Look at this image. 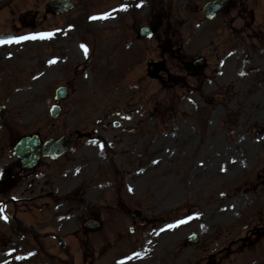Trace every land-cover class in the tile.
I'll return each mask as SVG.
<instances>
[{
	"label": "rangeland",
	"instance_id": "1",
	"mask_svg": "<svg viewBox=\"0 0 264 264\" xmlns=\"http://www.w3.org/2000/svg\"><path fill=\"white\" fill-rule=\"evenodd\" d=\"M10 1L13 8H5V15L0 16V32L8 31L19 13L31 11L38 25L18 32L54 34L36 42L22 41L19 46L21 90L9 99L21 98L20 103L11 104L22 111V131L41 129L42 136L49 134L51 92L67 83L75 92L69 98L72 103L85 99V120L94 121L105 110L111 118L110 109L115 110L117 104L119 114L130 119L122 122L123 129L143 136L142 149L131 152L124 161L132 171L146 162L149 165L134 191L123 187L120 194L125 199L119 201V208L125 211L132 204L142 205L152 224L144 233L129 237L125 228L123 234L118 229L117 250L111 251L115 245H102L100 239H111L115 227L121 225L110 205L122 182L118 179L111 187L104 185L98 198L86 197L84 205L81 190L76 189L66 194L65 210L102 208L103 229L90 234L91 245L78 253L68 249L72 264L81 263L84 251L97 264L100 256L121 258L137 247H143L145 257L154 264H173L170 261L179 256V264L198 263L209 242L207 248H214L218 264H264V238L246 247L249 240L255 241L257 198H264V185H257L255 179L264 165V0H235L237 8L212 20H205L201 11L208 0H76L72 10L58 16L43 12L47 0ZM123 6L127 11H114ZM243 9L253 12L254 23L247 30L240 16ZM157 11L163 19L157 31L167 37L165 46L181 45L178 58L182 61L199 55L206 58L207 67L197 81L186 77L174 60H168L169 72L185 77L182 86L162 90L155 79L146 76L147 58L159 55L157 42L155 37L133 40V34L149 21L155 22ZM106 13L111 14L107 19H93ZM42 58L47 63L43 76L30 81L44 63ZM50 60L55 63L50 65ZM6 66L9 74L12 67L8 62ZM13 84L8 78L6 95ZM228 109L232 111L230 123L224 125L220 119ZM83 122L76 120L74 125L83 127ZM156 154H160L157 160ZM83 169L84 185L110 182L114 176L109 166ZM251 188L260 192L248 197ZM180 220L188 222L161 231ZM191 231L199 233L198 243L180 249L179 242ZM41 260L48 261L40 255L37 263Z\"/></svg>",
	"mask_w": 264,
	"mask_h": 264
},
{
	"label": "flooded vegetation",
	"instance_id": "2",
	"mask_svg": "<svg viewBox=\"0 0 264 264\" xmlns=\"http://www.w3.org/2000/svg\"><path fill=\"white\" fill-rule=\"evenodd\" d=\"M17 136V133L8 136L6 127L0 128V195H2V200H5L3 197L6 193L15 192V194H24L25 198L35 200L46 193L49 182L46 175L49 166L40 158L38 166L32 169L23 168L21 160L14 158L12 154V146ZM80 150V162L85 161L87 152L84 145H81L79 152Z\"/></svg>",
	"mask_w": 264,
	"mask_h": 264
},
{
	"label": "snow or ice",
	"instance_id": "3",
	"mask_svg": "<svg viewBox=\"0 0 264 264\" xmlns=\"http://www.w3.org/2000/svg\"><path fill=\"white\" fill-rule=\"evenodd\" d=\"M114 11H127V7L123 6L120 9H117V10H114ZM110 16H111L110 13H106V14H104L101 17H93V19H107ZM53 35H54L53 33H47V34H42L40 36H22V37L14 38V39H11V40H2V41H0V44L20 43L22 41L34 40V39H38V38L39 39L51 38ZM85 52H87V49H85ZM49 63L52 64V63H55V61H49ZM101 147H103V146H101ZM2 212H3V209H0V213H2ZM0 218H3L5 220L7 219L6 216L0 217ZM196 218H198V217H196ZM190 219H193V217H189L188 218V220H190ZM188 220H180L176 224H170V225H168L167 229H161V231L171 230V229H174L176 227H179L180 225L187 223ZM139 256H140V254L136 253L134 257H129L128 259L131 260L133 258H139ZM18 259H24V258L23 257H18ZM121 264H125V262L121 261Z\"/></svg>",
	"mask_w": 264,
	"mask_h": 264
},
{
	"label": "water",
	"instance_id": "4",
	"mask_svg": "<svg viewBox=\"0 0 264 264\" xmlns=\"http://www.w3.org/2000/svg\"><path fill=\"white\" fill-rule=\"evenodd\" d=\"M223 1H215V2H211L208 3L206 5V8H217L220 4H222ZM49 8H55V7H63V8H67L70 6V3L67 1H57V0H52L49 4H48Z\"/></svg>",
	"mask_w": 264,
	"mask_h": 264
}]
</instances>
